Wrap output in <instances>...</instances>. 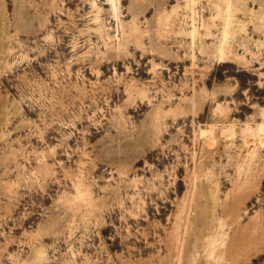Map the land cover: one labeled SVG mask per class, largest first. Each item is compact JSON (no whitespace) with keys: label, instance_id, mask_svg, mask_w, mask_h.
<instances>
[{"label":"rangeland","instance_id":"obj_1","mask_svg":"<svg viewBox=\"0 0 264 264\" xmlns=\"http://www.w3.org/2000/svg\"><path fill=\"white\" fill-rule=\"evenodd\" d=\"M0 264H264V0H0Z\"/></svg>","mask_w":264,"mask_h":264}]
</instances>
